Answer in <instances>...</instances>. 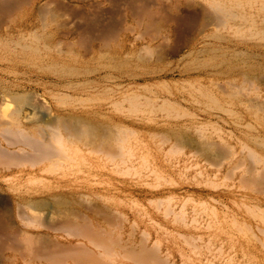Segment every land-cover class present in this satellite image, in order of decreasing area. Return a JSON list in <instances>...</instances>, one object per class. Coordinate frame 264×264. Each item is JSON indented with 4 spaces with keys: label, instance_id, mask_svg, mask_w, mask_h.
<instances>
[{
    "label": "rangeland",
    "instance_id": "rangeland-1",
    "mask_svg": "<svg viewBox=\"0 0 264 264\" xmlns=\"http://www.w3.org/2000/svg\"><path fill=\"white\" fill-rule=\"evenodd\" d=\"M11 1L21 10L0 3L1 119L22 107L23 116L34 115L24 125L36 135L43 113L65 118L80 128L86 153L84 142L96 137L119 154L115 134L126 128L142 175L122 176L89 153L91 166L55 172L51 162H35L24 142L12 147L25 151L7 165L0 160V176L17 177L0 179V264H94L61 253L50 258L53 242L96 254L127 246L126 259L113 264H264V34L255 30L263 29L261 1L233 0L242 4L240 18L223 26L214 0ZM17 95H27L30 105L17 103ZM145 96L156 104L146 106ZM167 101L174 110L162 108ZM1 133L4 152L18 139ZM31 172L45 180L30 183ZM171 196L176 213L185 205L188 221L166 211ZM29 201L46 207L38 223L37 213L24 208ZM201 203L208 211L199 215ZM65 222L93 234L71 235Z\"/></svg>",
    "mask_w": 264,
    "mask_h": 264
},
{
    "label": "bare ground",
    "instance_id": "bare-ground-1",
    "mask_svg": "<svg viewBox=\"0 0 264 264\" xmlns=\"http://www.w3.org/2000/svg\"><path fill=\"white\" fill-rule=\"evenodd\" d=\"M1 2H2V0H0ZM215 1V10H216V14H217V16H216V19H217V21L218 22H220V24L221 23H223V22H227V21H231V22H233L234 20L235 21H237L238 20V18H240V17H238V15H236L235 14V12H236V10H238L239 8H241V6H242V4L238 1V3H234L233 2V0H214ZM213 1V2H214ZM257 1H261V3L263 4V6L260 8L261 10H263L264 11V0H255V2L257 3ZM252 2V1H251ZM2 6V5H1ZM4 7V6H3ZM214 8V7H213ZM19 10V9H18ZM214 10V9H213ZM6 13V12H5ZM8 13V12H7ZM236 13H238V12H236ZM212 14V13H211ZM241 15V14H240ZM6 16V15H5ZM213 17V16H212ZM211 17V18H212ZM241 17H243L244 19L243 20H245V19H248L249 17L248 16H246L245 14H242L241 15ZM210 18V17H209ZM215 20V18H212V21H214ZM237 19V20H236ZM7 20V19H6ZM210 21V20H209ZM218 22H217V24H218ZM245 23H248V21L246 22V21H244ZM206 23V22H205ZM228 23V22H227ZM226 23V24H227ZM219 24V25H220ZM229 24V23H228ZM255 24V23H254ZM1 25V24H0ZM4 25V24H3ZM215 25H216V21H215ZM218 25V26H219ZM222 25V24H221ZM230 25L233 27V28H235V27H237L238 28V26L237 25H235V24H233V23H230ZM223 26V25H222ZM30 27V26H29ZM206 28V27H205ZM263 29L261 30V31H258L257 29H255L257 32L256 33H258L257 35H259V33H261V34H264V24H263V27H262ZM250 29V28H249ZM251 31V30H250ZM253 31V30H252ZM242 33V32H241ZM240 33V34H241ZM32 35V34H31ZM23 40H27L26 38H23ZM101 41V40H100ZM18 45H19V43H17ZM21 45V44H20ZM25 48V47H24ZM27 48H29V47H27ZM32 48V47H31ZM58 48V47H57ZM91 50V49H90ZM92 50H93V52L95 53L96 52V46L95 45H93L92 46ZM70 85H73V84H70ZM76 85V84H75ZM27 96V95H26ZM26 96H16L15 97V99L17 100V103H18V100H19V103L21 102V101H25L24 102V105H30V104H28V102L30 101V98H28V97H26ZM67 96V95H66ZM65 97V96H64ZM69 97H71V96H69ZM139 97V96H138ZM141 97V96H140ZM146 97V96H145ZM21 98H22V100H21ZM68 98V97H67ZM147 99H145V103H146V106H154L155 104H156V100L154 99H149L148 97H146ZM133 99H135V97L133 98ZM132 99V100H133ZM139 99V98H138ZM211 99V98H210ZM136 101H138V100H136ZM215 101V100H214ZM131 102V101H130ZM170 101H167V102H163V107L162 108H167V109H175V107L172 105V104H170L169 103ZM3 103V102H2ZM23 103V102H22ZM133 103V102H132ZM137 103H139V102H137ZM137 103H133V104H136V105H133L134 107H136L137 106ZM143 103V102H142ZM34 104V103H33ZM131 104V103H130ZM215 104H217V103H215ZM23 105V106H24ZM131 105V106H132ZM144 105V104H143ZM2 105H0V107H1ZM20 106H21V104H20ZM35 106V105H34ZM118 106H119V104H118ZM121 106V105H120ZM145 106V105H144ZM172 107H174V108H172ZM22 107H20L19 109H17V110H15L10 116H8V114H7V118L6 119H1L2 117V114H0L1 116H0V120L2 121V124H1V126H2V133H1V135L3 134H8V136H12V135H14V137L16 138V139H18V140H14V141H8V149H6L5 147V151L4 152H2V151H0V160L2 161V162H5L6 160H11V161H13V160H16V158H17V155L20 153V152H24L25 151V149L24 148H18V149H16V150H11V148L12 147H18L20 144H22L23 142L25 143V144H22L23 146L25 145V146H28L29 148H31L33 151H34V153H35V155L33 156V158L35 159V162L36 161H39L40 162V164H43V163H45V161L47 162V161H49V162H51V164H52V170L54 169L55 170V172H57V171H63V170H65V165H67V164H70V166L71 167H74L75 169H78V170H83V167H85V166H91L92 164L90 163V161H89V159L87 158V155H88V153L89 154H95V155H101V156H103V157H105V159H106V161H107V163H110L111 165H113L114 166V168L115 169H117V170H119V171H121L120 173L122 174V176H124V175H126V176H129V175H133L134 177L135 176H140V175H142V173L140 172V168H138V167H134L133 166V164H134V161H133V159H134V157H135V154H134V152H136L135 150H134V148L131 146V143H130V140H129V131L126 129V128H121V129H118V131H117V133L115 134V139H116V144H117V146H118V150H119V154H115V153H113L112 151H108V150H106L105 149V142L104 143H102V144H100V145H97V140H96V137H92V138H89V140H87L86 142H84L85 144H83L84 146H85V148L87 149V152L88 153H86V151H84L80 146H79V143H81V140H80V138H78L79 136H80V131L81 130H79L78 129V126L77 125H74L73 123H66L65 121H63L64 119H62V118H60V117H58V118H56V119H54V117H53V119H50V118H52V116H51V114L50 113H48V115L47 114H45V113H43V118H42V120H40L39 122H38V125L36 126L37 127V129H38V133H36V135L34 134V135H32V134H30V132L28 131V129L26 128V126L24 125V121H28V122H30V121H32V120H34V119H32L33 117H34V115H32V113H31V115L32 116H29V114H27L26 116H23L22 115V113H23V109H21ZM161 108V109H162ZM0 109H2V108H0ZM141 110V109H140ZM163 110V109H162ZM161 110V111H162ZM170 110V111H171ZM51 116V117H50ZM3 117H6V116H3ZM43 125H44V127H43ZM45 127H47V128H45ZM204 131V130H203ZM9 134H11V135H9ZM86 134H88V133H85V135ZM199 134V133H198ZM7 136V135H6ZM131 136H133V135H131ZM14 137H11V138H14ZM112 137V133L111 132H109L108 134H107V136H106V138H105V140H107L108 138L110 139ZM14 138V139H15ZM88 138V137H87ZM7 140H10L9 139V137H8V139ZM6 140V141H7ZM13 140V139H12ZM7 143V142H6ZM1 147H3L2 145H0ZM177 146V145H176ZM4 148H2L1 150H4ZM172 149V148H171ZM177 150V149H176ZM19 151V152H18ZM178 151V150H177ZM150 152V151H149ZM27 153V151L23 154V155H26V157H29L30 156V154H29V152H28V155L26 154ZM176 153V152H175ZM174 153V154H175ZM251 153V157H253V159L255 160V161H257V162H262V160L260 159V157L258 156V154L256 153V152H250ZM176 154H178V153H176ZM16 156V157H15ZM19 156V155H18ZM166 156V155H165ZM20 157V156H19ZM147 158V157H146ZM145 158V156H144V158L142 157V163H143V165L144 166H146L145 168H146V170L148 171L150 168V166H149V160L148 159H146ZM19 158H17V160H18ZM31 159H32V157H31ZM22 160H24V157L22 158ZM8 161H6L5 163H3L4 165H7L6 163L8 162ZM31 161V160H30ZM32 161H34L33 159H32ZM167 161V160H166ZM14 162V161H13ZM170 162V161H169ZM9 163V162H8ZM1 164V163H0ZM2 165V164H1ZM141 165V164H140ZM13 166H14V164H13ZM112 166V167H113ZM138 166V165H137ZM6 167H8V166H6ZM20 167H23V166H20ZM50 167V166H49ZM69 167V166H68ZM67 167V168H68ZM141 167H142V165H141ZM190 167V166H189ZM35 168V167H34ZM69 169V168H68ZM73 169V168H72ZM142 169L143 168H141V171H142ZM190 169V168H189ZM52 170L50 171V172H52ZM53 170V171H54ZM67 170V169H66ZM116 170V171H117ZM44 172H46L45 170H43ZM113 171V170H112ZM144 171V170H143ZM152 172V174H155V176H156V178H159L158 180H163V179H165V178H163L164 176H162L158 171L156 172V171H154V170H152L151 171ZM17 174V173H16ZM116 174V173H115ZM119 174V173H118ZM120 174V175H121ZM24 172H22V171H19V174L17 175L18 177L20 176V177H24ZM201 175H202V173H201ZM4 177V176H3ZM2 176H0V179H3V181L5 182V181H7L8 183H9V181H12V180H14V179H16L17 177H11V178H3ZM10 177V176H9ZM195 178V177H194ZM28 180L30 181V183L32 182V181H34V182H36V183H38L39 184V182H40V184L42 183V181H44L45 179L44 178H42V177H39V176H37V174L36 173H33V172H31V173H29L28 174ZM140 180V179H139ZM172 180H170V182H171ZM15 182V181H14ZM34 182H32L33 184H35ZM29 183V182H28ZM212 183V182H211ZM14 184V183H13ZM169 184V183H168ZM177 184V183H176ZM160 185V184H159ZM19 186H21V184L19 185ZM217 186V185H216ZM19 191V190H18ZM172 197V196H171ZM176 199V198H175ZM191 199V198H190ZM163 201V200H162ZM161 201V202H162ZM187 200H185V202H186ZM191 201H193V200H191ZM153 202V201H152ZM151 202V203H152ZM174 202V199H173V197L172 198H168V200H167V205H168V210H166V211H169L170 212V214H175V215H177L178 216V218L180 217L182 220H184V222H185V220H186V218H188V212L186 211V207H185V205L184 206H182V208L180 209V211L178 212V213H176L175 211H174V207H172V203ZM184 202V203H185ZM124 203V202H123ZM163 203V202H162ZM161 203V204H162ZM187 203V202H186ZM205 203V202H204ZM42 204V203H41ZM40 203H39V201H38V203L36 204L35 202H32V201H29L28 203H26L24 206V208H26V209H30L31 211H33L34 212V215L37 217V215H39L40 214V212L38 213V211L39 210H43V208L45 209L46 207H45V205L43 204V205H41ZM50 205V204H49ZM205 205L206 204H204V205H202V203H201V206H203L204 207V209L203 210H201L200 211V214L199 213H196V214H199V215H201V213H206L208 210H207V208L205 207ZM19 206V205H18ZM135 206V205H134ZM136 206H138V205H136ZM245 206V205H244ZM49 207V206H48ZM47 207V208H48ZM176 207V206H175ZM254 207V209H255V206H253ZM20 208V207H19ZM42 208V209H41ZM108 209V208H107ZM249 209H250V207H249ZM248 209V210H249ZM109 210V209H108ZM256 210L257 211H259L258 209H257V207H256ZM263 210V209H262ZM158 211H160V210H158ZM260 211H261V209H260ZM32 212V213H33ZM195 212H196V209H195ZM194 211H193V213H195ZM249 212H250V210H249ZM255 212V211H254ZM168 213V212H167ZM259 213V212H258ZM262 213H264V211H262ZM50 214V213H49ZM254 213H252V215H253ZM21 215V214H20ZM23 215L25 216V214L23 213ZM198 215V216H199ZM213 215V214H212ZM264 215V214H263ZM35 216H33L32 215V217H35ZM170 216V215H169ZM198 216H196V218L193 220L195 223H199L200 224V222L199 221H197V217ZM254 216V215H253ZM257 216V215H256ZM255 216V217H256ZM259 216H260V213H259ZM28 217V216H27ZM39 217V216H38ZM38 217L35 219V220H37L38 219ZM194 217V216H193ZM203 217V216H202ZM202 217H201V219H202ZM212 217V216H211ZM213 217H215V216H213ZM260 217H262V216H260ZM259 217V218H260ZM21 218V217H20ZM19 218V219H20ZM30 218H31V216H30ZM40 218V217H39ZM52 218V217H51ZM192 218V217H191ZM217 218V217H216ZM263 218V217H262ZM22 219L24 220H26V218L25 217H22ZM34 219V218H33ZM261 219V218H260ZM22 220V221H23ZM24 220V221H25ZM29 220H31V219H28L27 218V220L26 221H29ZM180 220V219H179ZM181 220V221H182ZM217 220V219H216ZM38 221L39 220H37V223H38ZM186 221H188V220H186ZM201 221V220H200ZM262 221H264L263 219H262ZM31 222V221H30ZM56 222V221H55ZM77 222V221H76ZM234 222H236V221H234ZM4 223V222H3ZM49 223H52L51 221H49ZM78 223V222H77ZM92 223V222H91ZM177 223V222H176ZM215 223V222H214ZM213 223V224H214ZM34 225H36V223H33ZM47 224L48 223H45V225L47 226ZM64 225H63V228H68V229H72L73 230V232L74 233H71V235L73 234H75V236L77 235L76 233H82L81 235H83V233H86L85 235H87V234H93V233H91L92 231H89V230H91V229H89L88 228V226L87 227H85V224L83 225V224H74V223H71V222H65V223H63ZM184 224V223H183ZM208 224H210V222L208 223ZM213 224L212 225H209L210 226V228H212V226H213ZM218 224V223H217ZM3 225V224H2ZM29 225V224H28ZM34 225H32V226H34ZM44 225V226H45ZM50 225V224H49ZM187 225V224H186ZM235 225V224H234ZM1 226V225H0ZM43 226V227H44ZM45 226V227H46ZM58 227H61V226H59V225H57ZM189 226V225H188ZM197 226V225H196ZM217 226V225H216ZM215 225H214V227H216ZM4 227V226H3ZM8 227V226H7ZM51 228V227H50ZM50 228H48V229H50ZM52 228H54V227H52ZM51 228V229H52ZM63 228L61 229V230H63ZM1 229H2V226H1ZM5 229V228H4ZM46 229V228H45ZM208 229V228H207ZM54 230V229H53ZM55 230H58V229H55ZM166 230V229H165ZM59 231H60V229H59ZM64 231H67V230H65L64 229ZM58 232V231H57ZM97 234H99V233H97ZM67 235H68V233H67ZM85 235H83V236H85ZM70 236V235H69ZM74 236V237H75ZM78 236V235H77ZM91 236V235H90ZM89 236V237H90ZM96 236V234L94 235V237ZM99 236V235H98ZM98 236H96V238L98 237ZM83 238V237H82ZM94 239V238H93ZM92 239V240H93ZM187 239V238H186ZM96 240V239H95ZM97 241V240H96ZM186 241V240H185ZM196 240H194V242H195ZM201 241V240H200ZM198 239H197V242H200ZM95 242V241H94ZM99 242V241H98ZM202 242V241H201ZM49 243H52V241L50 242L49 241ZM54 243V242H53ZM53 243L51 244V246L50 247H52L53 246ZM209 243H211V242H209ZM55 244V243H54ZM60 244V243H59ZM95 244V243H94ZM96 244H97V242H96ZM99 244V243H98ZM187 244H188V242H187ZM195 244V243H194ZM48 245V244H47ZM47 245H45V246H47ZM50 245V244H49ZM83 245V244H82ZM79 246H81V245H79V244H74V245H71V246H68V245H66L65 247L63 246V245H54L53 247L55 248H53V249H50V247L48 246V248H49V250L47 251V255L50 257V258H52V259H56L57 258V256H58V253H61V254H65V255H67V257L68 258H70V257H73L74 259H76V260H79V261H81L82 263H86L85 262V260H88V261H92V262H94V264H104V263H102L103 261H111L110 263L111 264H113V263H117V261L118 260H121V259H126V255L128 254V251H127V249H126V247H124L123 246V249H122V251H123V253H121V252H118L117 250H115V248H114V250H111V249H105V248H103L102 249V251L103 252H99L98 254H96L95 252H93V250H90L88 247L86 248V246L85 245H83V246H85V247H83V246H81V247H79ZM96 246V245H95ZM196 246V245H195ZM195 246H193V248H195ZM209 246H211V247H213V245H212V243L211 244H209ZM197 248H199V250H200V248L201 247H196V249ZM101 249V248H100ZM121 249V248H120ZM209 249V248H208ZM211 249V248H210ZM214 249V248H213ZM221 249V248H220ZM46 250V249H45ZM218 250V249H217ZM207 251H210V250H207ZM221 251V250H220ZM219 251V252H220ZM218 252V251H217ZM194 253V252H193ZM213 253V252H212ZM216 253V252H215ZM62 256V257H66V256ZM94 255H98L99 257H101V258H105L106 260H104L103 259V261H101V263L99 262V261H96V259L94 258ZM228 255V254H227ZM145 256L146 257H150V256H154V254L152 255L150 252H145ZM198 256H199V254H198ZM61 257V256H60ZM220 257V256H219ZM157 258V257H156ZM99 260V259H98ZM157 260V259H156ZM79 261H78V263H79ZM87 261V262H88ZM108 261V262H109ZM227 261V260H226ZM80 262V263H81ZM228 262V261H227ZM110 263H106V264H110ZM125 263V262H124ZM86 264H90L89 262L88 263H86Z\"/></svg>",
    "mask_w": 264,
    "mask_h": 264
},
{
    "label": "crops",
    "instance_id": "crops-1",
    "mask_svg": "<svg viewBox=\"0 0 264 264\" xmlns=\"http://www.w3.org/2000/svg\"><path fill=\"white\" fill-rule=\"evenodd\" d=\"M0 3L1 4H5V8L4 9L7 10V11H15V10L20 11L21 10L20 8H18V6H16L17 4L14 1H11V0H2V2L0 1ZM36 9H37V6H36L35 9H32V7H29V9H24V10H28V11L30 10L31 11V10H36Z\"/></svg>",
    "mask_w": 264,
    "mask_h": 264
}]
</instances>
